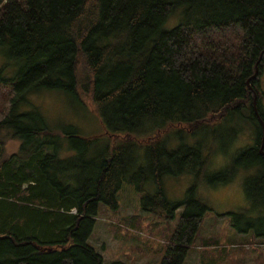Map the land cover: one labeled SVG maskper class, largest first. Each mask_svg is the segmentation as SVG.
I'll use <instances>...</instances> for the list:
<instances>
[{"label": "trees", "instance_id": "trees-1", "mask_svg": "<svg viewBox=\"0 0 264 264\" xmlns=\"http://www.w3.org/2000/svg\"><path fill=\"white\" fill-rule=\"evenodd\" d=\"M0 46L21 63L0 120V264H103L87 240L127 177L153 180L146 211L172 219L185 207L160 262L183 264L209 207L196 186L169 201L162 177L204 175L207 154L181 136L168 149L173 129L195 135L246 110L260 135L242 156L264 169V0H0ZM42 90L87 97L109 140L95 150L101 136L48 129L38 107L23 109ZM256 188L248 199L263 213L264 172Z\"/></svg>", "mask_w": 264, "mask_h": 264}, {"label": "rangeland", "instance_id": "rangeland-1", "mask_svg": "<svg viewBox=\"0 0 264 264\" xmlns=\"http://www.w3.org/2000/svg\"><path fill=\"white\" fill-rule=\"evenodd\" d=\"M176 24L177 19L170 18L164 28L170 29ZM20 67L21 63L7 48L0 46V120L14 96L13 92L9 93L10 84ZM258 81L259 104L264 114V65ZM27 100L23 109L38 107L46 126L54 132L72 126L84 138L105 134L93 105L85 96L78 99L61 91L42 90L29 93ZM170 132L164 143L168 149H178L181 136L187 146L202 141L203 158L207 154L204 175L179 173L162 177L169 201L185 199L187 191L196 186L195 195L209 207L183 264H264V237H256L254 230V227L263 228L260 219H264V210L260 213L259 203L253 204L248 199L257 191L264 169L255 165L251 156H242L257 144L260 135L257 123L250 119L248 111L234 110L198 134L177 129ZM106 140L108 136H101L95 150L102 148ZM19 144L18 140H8L6 153L16 152ZM176 168L179 170V164ZM129 172V175L134 172L133 167ZM218 174L223 178L229 176L228 181L213 183V176ZM154 187L149 177L143 181L127 177L117 193L115 208L98 205L87 243L102 257L103 264H160L185 207L178 208L172 219L146 211L142 199L152 195Z\"/></svg>", "mask_w": 264, "mask_h": 264}, {"label": "flooded vegetation", "instance_id": "flooded-vegetation-1", "mask_svg": "<svg viewBox=\"0 0 264 264\" xmlns=\"http://www.w3.org/2000/svg\"><path fill=\"white\" fill-rule=\"evenodd\" d=\"M262 139H263V137H262ZM262 139H261V141H260V143H259V152H260V154H264V152H262V150H261V146H263V145H262V142H263Z\"/></svg>", "mask_w": 264, "mask_h": 264}, {"label": "water", "instance_id": "water-1", "mask_svg": "<svg viewBox=\"0 0 264 264\" xmlns=\"http://www.w3.org/2000/svg\"><path fill=\"white\" fill-rule=\"evenodd\" d=\"M262 140H263V142H264V129H263V139H262ZM263 142H262V145H263Z\"/></svg>", "mask_w": 264, "mask_h": 264}]
</instances>
